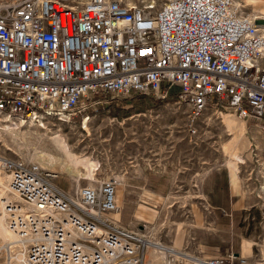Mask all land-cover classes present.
I'll list each match as a JSON object with an SVG mask.
<instances>
[{
	"label": "built area",
	"instance_id": "built-area-1",
	"mask_svg": "<svg viewBox=\"0 0 264 264\" xmlns=\"http://www.w3.org/2000/svg\"><path fill=\"white\" fill-rule=\"evenodd\" d=\"M81 1L0 7V114L66 123L83 114L84 124L88 110L106 103L100 96L125 107L136 96L166 100L178 87L192 134L209 108L232 111L264 133V33L234 0H166L158 11ZM3 168L2 209L25 244L24 264H145L153 242L108 217L118 210L116 179L70 197L56 173L36 163L4 159ZM256 200L264 225V189ZM6 254L0 264H14L16 253ZM194 261L252 264L233 254Z\"/></svg>",
	"mask_w": 264,
	"mask_h": 264
},
{
	"label": "rangeland",
	"instance_id": "rangeland-1",
	"mask_svg": "<svg viewBox=\"0 0 264 264\" xmlns=\"http://www.w3.org/2000/svg\"><path fill=\"white\" fill-rule=\"evenodd\" d=\"M18 1L0 0V7ZM132 1L135 5L155 7L158 11L166 0ZM124 2L128 3V0ZM263 3L264 0H260L252 7L243 3L241 9L255 19L262 16ZM99 99L106 103L88 110L85 116H90V119L84 124L83 114L71 123H62L44 115L34 119L23 117L24 120H21L24 123L13 129L15 140L8 134H0V157L20 159L41 167L40 161H45L44 168L59 176L56 183L58 189L73 196L77 187L68 175L77 176L81 188L89 186L92 177L88 171L82 170V163L88 159L97 164L94 179L96 175H101L93 180L94 183L124 178L127 182L142 184L149 177L162 186L160 205L164 209L163 218L167 216L168 220L165 226L160 227L163 222L160 221L142 234L153 243L160 242L161 236L174 238L172 245L184 249L187 237L195 246L196 242L199 243L200 230L213 229L212 221L211 226L203 221L204 213L208 214L210 210L203 193L204 178L217 171L227 177L235 175L238 186L233 191L240 195L241 205L246 203L243 218L237 226L243 236L244 255L252 264H264V226L255 196L256 191L264 187V143H258L264 142V133L255 123L244 122L229 110L216 112L209 108L194 135L188 128L190 106L180 99L178 87L170 91L166 100L136 96L125 102V107L116 101L113 103L110 96H100ZM18 120L4 117L0 125L19 123ZM239 156L245 159V165L234 163ZM50 158L56 162H50ZM4 176L2 181L8 187L7 176ZM122 194L120 186L119 197ZM211 194V202L218 203L223 197L226 201L229 195L227 178ZM130 212L131 208L127 205L124 219ZM151 228H154L153 232H149ZM210 236H214L212 232ZM0 242H3L1 238ZM186 251L185 254L198 257L190 250ZM6 255L0 257V263L6 260ZM151 259L153 263H160L156 256ZM175 264L189 263L180 259Z\"/></svg>",
	"mask_w": 264,
	"mask_h": 264
},
{
	"label": "crops",
	"instance_id": "crops-1",
	"mask_svg": "<svg viewBox=\"0 0 264 264\" xmlns=\"http://www.w3.org/2000/svg\"><path fill=\"white\" fill-rule=\"evenodd\" d=\"M226 178L229 185V195L226 197V201L223 197L222 201L218 203L211 202V192L214 191L216 186H220L221 181ZM203 182V193L207 198H205V202L210 209L208 214L204 213L203 221L204 223L208 222V225L210 226L212 225L210 221H212L213 229L212 231H208L206 229L200 230L199 243L196 242L195 246L192 242L188 241L187 237V247L185 246L186 249H182L190 250V252H192L195 256H198V258L206 259L228 257L229 255L233 254L239 258L246 259L247 257H245L243 249V236L237 228L239 221L243 218L242 211L245 209L244 206L246 203L241 205V199L239 198L240 195L233 191V188L236 190L238 186L235 175H228L227 177L226 175H223L221 171H217L206 176ZM124 186L123 194L120 197L118 194V198L116 197L118 202V210L109 214L108 216L113 222L121 227L139 234L147 231L148 227L151 225L157 226L160 221L163 222H161L159 226H165L167 223L166 220H168V218L167 216L163 218L164 209L160 205V200L163 197L161 185L158 186L157 182H153L149 179V177H147L142 184L126 181ZM218 193H220V191ZM127 205L130 206L131 212L128 218L124 219V213ZM209 215L211 217H209ZM211 232L214 235L213 237L210 236ZM145 237L147 236L145 235ZM173 242L174 238H162L161 236L159 243L168 249L172 246ZM177 247L180 248L179 246ZM147 256L148 252L145 259V264H151L153 260L148 259L147 261ZM190 256L194 259L197 258L192 255ZM176 262L179 263L180 261L177 257H174V263Z\"/></svg>",
	"mask_w": 264,
	"mask_h": 264
},
{
	"label": "bare ground",
	"instance_id": "bare-ground-1",
	"mask_svg": "<svg viewBox=\"0 0 264 264\" xmlns=\"http://www.w3.org/2000/svg\"><path fill=\"white\" fill-rule=\"evenodd\" d=\"M124 2V0H121ZM247 4V7H252L253 5H257L258 2H260V0H234L235 4L237 6H239L240 8H242L243 6V3ZM82 3L86 2V0H82L81 1ZM128 7H134V6H137L133 3L132 0H128V3L127 2H124ZM260 4V3H259ZM264 4V3H263ZM264 6V5H263ZM262 6V7H263ZM149 9H153L155 10V7H147ZM241 12L242 13H245L242 9H241ZM247 14V13H246ZM258 13L255 14V16L257 15ZM260 14V13H259ZM261 17H257L255 19H253L254 17H251L255 23L257 24V26L260 28V30L264 33V12L261 13ZM209 110V109H208ZM206 110L204 112V114L208 111ZM216 112H222V111H216ZM203 114V116H204ZM232 115H235L232 114ZM38 115L36 116H30V118L33 117H37ZM43 115H40V117H42ZM236 116V115H235ZM6 117V116H3L2 114H0V123L1 121L3 120V118ZM237 117V116H236ZM8 118V117H7ZM20 121L19 123L17 122H11L10 125L8 126H2L0 125V134H8V136L10 135L11 137L16 138V134L13 133V129H15L19 124H22L24 123V120L23 118H19ZM22 119V120H21ZM239 119V118H238ZM12 121V120H11ZM61 122V121H60ZM62 123H66V122H62ZM32 124V123H31ZM30 127V126H29ZM28 128V127H27ZM258 128V127H257ZM16 132V130H15ZM18 134V133H17ZM5 135V136H6ZM1 137V136H0ZM13 140V139H12ZM17 141V140H16ZM14 142V141H13ZM259 144H263L264 142L263 141H260L258 142ZM260 146V145H259ZM21 148V147H20ZM45 152V151H44ZM42 163V167L43 169L44 168V164H46L45 161H40ZM44 162V163H43ZM50 162H56V160L54 158H50ZM3 163H4V159L0 157V238L3 240V242H0V249H5L6 250V253L8 252L10 254V256L12 257L13 253H16L14 258H15V262L14 264H24L26 262V247H25V244H21L19 242V239H18V235L13 232L9 226H8V221H7V217L6 215L4 214L3 212V200L4 198H6L8 195H9V187H7L6 185H4L2 179H3V176L6 175L7 176V185L9 184V177L8 175L6 174V171L4 170L3 168ZM234 163L236 165H245V159L242 158V157H236L235 160H234ZM40 166V165H39ZM63 166V164H62ZM96 166L97 164H95L94 161H91L90 159L87 160V162L85 163H82V170H86L88 171V175H90L92 178H91V182L89 184L90 187H96L97 185L101 184V183H97L93 180H97L99 179L98 177H100L101 175H96L97 177L94 179L95 175V171L98 169H96ZM41 167V166H40ZM71 167V166H70ZM230 167V166H229ZM4 170V171H3ZM46 170V169H45ZM65 172V171H64ZM63 173V172H62ZM71 173V172H70ZM76 174V173H75ZM57 175V174H56ZM81 175V174H80ZM70 176L69 178L73 181V183L75 184L76 183V187H77V190L75 192V194L81 189V185H80V179L73 175H68ZM78 176H79V173H78ZM5 177V176H4ZM57 177H59L57 175ZM239 178V177H238ZM90 180V179H89ZM117 180V179H116ZM233 181V180H231ZM117 182L119 183V188L120 186L122 187H125V182L126 180L124 178H118ZM233 183V182H232ZM119 188L117 189V198H118V194H119ZM264 187H261L259 190L256 191L255 193V196L257 194H259V191L260 190H263ZM125 191V190H124ZM126 193V192H125ZM70 197H74L72 194L70 195ZM264 226V225H263ZM154 231V228H151L149 229V232H153ZM143 235V234H142ZM152 242V241H151ZM159 243V242H158ZM158 243H150L149 244V248H148V256H147V261L148 259L151 257L153 258V256H156V259L160 260V263L157 262V260H155V262L157 263H153L151 262V264H162L164 262V264H167L166 263V257L169 255V254H173L175 257H177L180 261V259H182L183 261L189 263V264H195V261H194V258H192L190 255H185V253H187L186 250H183L182 248H178L177 246L175 245H172L170 248H168L169 250L166 251L165 249H163L162 247L159 246ZM198 258V257H197ZM196 259V258H195ZM174 263V261H173ZM172 263V264H173ZM147 264V263H146ZM175 264V263H174Z\"/></svg>",
	"mask_w": 264,
	"mask_h": 264
}]
</instances>
